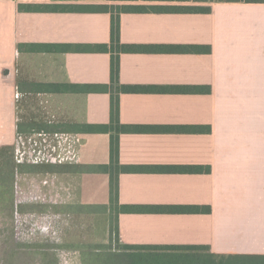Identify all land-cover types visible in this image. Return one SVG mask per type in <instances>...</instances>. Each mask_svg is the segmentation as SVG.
<instances>
[{
	"label": "crops",
	"instance_id": "0c3cea01",
	"mask_svg": "<svg viewBox=\"0 0 264 264\" xmlns=\"http://www.w3.org/2000/svg\"><path fill=\"white\" fill-rule=\"evenodd\" d=\"M42 3L210 7L121 13L122 43L169 48L120 54V84L141 90L119 93L120 123L134 130L118 132V165L117 132L84 128L112 122L111 92L57 89L111 84L112 52L92 49L110 47L111 12L19 9ZM24 136H45L47 158L28 164L60 181L51 206L76 204L87 172L103 175L109 204L101 166H118L119 205L134 206L118 214L122 244L264 255V3L0 0V147L19 150Z\"/></svg>",
	"mask_w": 264,
	"mask_h": 264
},
{
	"label": "rangeland",
	"instance_id": "374dc122",
	"mask_svg": "<svg viewBox=\"0 0 264 264\" xmlns=\"http://www.w3.org/2000/svg\"><path fill=\"white\" fill-rule=\"evenodd\" d=\"M44 137L24 136L19 150L15 141L6 144L12 147L14 161L20 167L16 168V207L4 211L0 208V264H83L87 250H93L98 243L108 242L107 212H99L111 202L110 199L109 204L105 203L108 199L107 195L103 196L106 190L103 175L96 176L93 182L92 172H87L83 191L78 197H72L78 207L70 208L65 205L52 207L46 203L58 200L55 197L61 199L63 190L60 181L51 183V175L44 172V163L33 168L36 173L20 172L26 169L28 160L47 158L43 155L46 150ZM106 147L104 142L100 151L104 152ZM113 174L112 169L111 176ZM83 201L94 203L83 205L80 203ZM178 261L173 257L154 255L147 257L144 263L179 264L181 260Z\"/></svg>",
	"mask_w": 264,
	"mask_h": 264
},
{
	"label": "trees",
	"instance_id": "16d2710c",
	"mask_svg": "<svg viewBox=\"0 0 264 264\" xmlns=\"http://www.w3.org/2000/svg\"><path fill=\"white\" fill-rule=\"evenodd\" d=\"M131 1V0H129ZM134 1V0H132ZM245 1L249 3H264V0H232ZM19 9L26 11H99L111 12V45L98 44L92 49L98 52H112L111 60V84L105 85H63L57 89L67 91H90V89L111 92V117L110 124H91L84 126L85 131L104 132L116 131L117 135H112V159L117 161L118 165V132L134 130L132 126L121 124L119 119V93L121 91L134 92L140 91L141 87L120 84V54L122 52H137V51H162L169 47L167 46H144V45H129L121 42L120 39V16L124 12H142L148 10H182V11H209L210 7L202 6H149L145 4H124V5H109V4H19ZM33 50L51 49V45L47 44H32ZM11 146L6 145L0 148V208L4 211L6 208L15 209L16 201V168L20 166L15 163ZM38 164H27L25 170H33V167ZM103 171L110 173V205L104 206V209L99 212H109L110 219V242L98 243L94 249L87 250L83 255V264H145L144 260L147 257L154 255H165L173 257L174 260H181L179 264H264V255L253 254H218L214 252L199 251L198 246H148V245H130L122 244L119 241V226L118 214L120 210H131L134 206L119 205V188L116 178L118 176V166L113 164V161L108 165L101 166ZM113 169V176L111 170ZM117 170V173H116ZM20 171V170H19ZM21 172V171H20ZM116 174V175H115ZM56 205H52L55 207ZM66 207H78L74 204L65 205ZM84 207V206H82ZM69 213V211L63 210ZM114 212L116 218L114 220ZM179 249H184L179 251ZM143 260V261H142ZM179 262V261H178ZM147 264V263H146ZM149 264V263H148Z\"/></svg>",
	"mask_w": 264,
	"mask_h": 264
}]
</instances>
